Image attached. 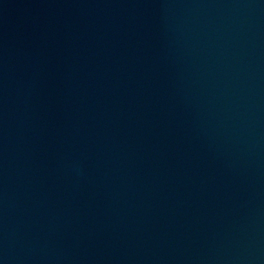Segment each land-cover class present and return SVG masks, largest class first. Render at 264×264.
I'll list each match as a JSON object with an SVG mask.
<instances>
[{"label":"water","instance_id":"1","mask_svg":"<svg viewBox=\"0 0 264 264\" xmlns=\"http://www.w3.org/2000/svg\"><path fill=\"white\" fill-rule=\"evenodd\" d=\"M0 264H264V0H0Z\"/></svg>","mask_w":264,"mask_h":264}]
</instances>
